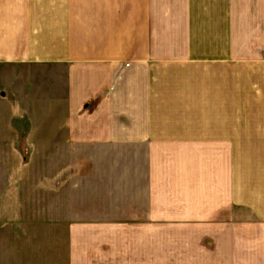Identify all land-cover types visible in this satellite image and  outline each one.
<instances>
[{"label": "crops", "instance_id": "1", "mask_svg": "<svg viewBox=\"0 0 264 264\" xmlns=\"http://www.w3.org/2000/svg\"><path fill=\"white\" fill-rule=\"evenodd\" d=\"M0 264H264V0H0Z\"/></svg>", "mask_w": 264, "mask_h": 264}, {"label": "rangeland", "instance_id": "2", "mask_svg": "<svg viewBox=\"0 0 264 264\" xmlns=\"http://www.w3.org/2000/svg\"><path fill=\"white\" fill-rule=\"evenodd\" d=\"M48 78V77H46ZM30 158H35L37 159V154L40 156L42 155L44 157L43 162H39L38 164L41 166L44 164L45 170H44V175H45V192L47 194L46 196V201L48 198L51 200L52 196L58 195L56 192L58 190V181L63 180V170L59 169V156L57 153H53L51 151H46L44 153H29ZM33 158V159H34ZM34 165L37 166V163ZM53 168H55V172L53 171ZM36 169V167H34ZM55 177L57 178V181L54 179V174ZM55 192V194H53ZM53 194V195H52ZM52 231H47L46 230V239L53 240V235ZM55 239L57 241H62L59 233L55 235ZM62 248V247H61ZM62 250V249H61ZM48 262V260H46ZM55 260H52L51 263H53Z\"/></svg>", "mask_w": 264, "mask_h": 264}]
</instances>
